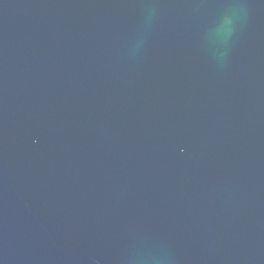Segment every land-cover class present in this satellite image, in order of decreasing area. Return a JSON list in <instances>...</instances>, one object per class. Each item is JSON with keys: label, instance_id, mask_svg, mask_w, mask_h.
Returning a JSON list of instances; mask_svg holds the SVG:
<instances>
[{"label": "water", "instance_id": "obj_1", "mask_svg": "<svg viewBox=\"0 0 264 264\" xmlns=\"http://www.w3.org/2000/svg\"><path fill=\"white\" fill-rule=\"evenodd\" d=\"M0 264H264V0H0Z\"/></svg>", "mask_w": 264, "mask_h": 264}]
</instances>
